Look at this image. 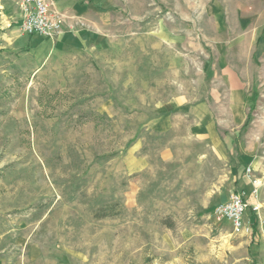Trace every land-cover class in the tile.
Returning a JSON list of instances; mask_svg holds the SVG:
<instances>
[{"label":"rangeland","instance_id":"rangeland-1","mask_svg":"<svg viewBox=\"0 0 264 264\" xmlns=\"http://www.w3.org/2000/svg\"><path fill=\"white\" fill-rule=\"evenodd\" d=\"M15 1L0 264H264V0H84L27 41Z\"/></svg>","mask_w":264,"mask_h":264},{"label":"built area","instance_id":"built-area-1","mask_svg":"<svg viewBox=\"0 0 264 264\" xmlns=\"http://www.w3.org/2000/svg\"><path fill=\"white\" fill-rule=\"evenodd\" d=\"M18 5L21 11L19 27L28 35L54 37L62 32L69 17L47 0H19ZM257 191L254 188L252 193L257 195ZM250 206L257 211L258 205L251 204L244 192L232 193L226 201L215 206L213 213L219 219L229 220L235 229L245 227L250 231L252 224L244 222V214Z\"/></svg>","mask_w":264,"mask_h":264},{"label":"crops","instance_id":"crops-1","mask_svg":"<svg viewBox=\"0 0 264 264\" xmlns=\"http://www.w3.org/2000/svg\"><path fill=\"white\" fill-rule=\"evenodd\" d=\"M18 1H15L14 4L11 3L10 6H7L6 9H4V13L6 16L10 17V19L12 21H14L17 25H19V20L21 17V11L20 8L18 6ZM50 1L56 8L62 10V11H67V12H75L77 11V9L79 8L80 4L84 1V0H47ZM94 3H100V2H105L106 0H92ZM39 35H25L24 36V40L26 39L29 40L32 39L33 37H37ZM33 38V39H34ZM253 190V189H252Z\"/></svg>","mask_w":264,"mask_h":264},{"label":"trees","instance_id":"trees-1","mask_svg":"<svg viewBox=\"0 0 264 264\" xmlns=\"http://www.w3.org/2000/svg\"><path fill=\"white\" fill-rule=\"evenodd\" d=\"M253 226L256 224V221L254 220L252 223H251ZM253 228V227H252ZM253 229H251L252 231Z\"/></svg>","mask_w":264,"mask_h":264}]
</instances>
